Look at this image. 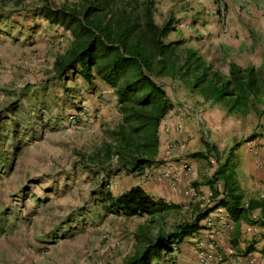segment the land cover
I'll return each instance as SVG.
<instances>
[{
  "label": "rangeland",
  "instance_id": "374dc122",
  "mask_svg": "<svg viewBox=\"0 0 264 264\" xmlns=\"http://www.w3.org/2000/svg\"><path fill=\"white\" fill-rule=\"evenodd\" d=\"M73 1L47 3L59 6ZM166 3L171 6L167 11L160 8ZM42 4L43 0H0V264H122L133 252L137 227L147 219L106 213L98 193L100 185L107 184L111 195L117 196L144 174L121 170L105 175L107 166L99 165L102 149L109 141L108 131L120 119L114 92L96 78L91 85L79 76L55 78L53 61L64 52L70 37L35 15L34 9ZM236 8L248 14L241 20L233 15L235 27L225 38L228 46H216L215 35ZM215 10L223 12L216 32L204 23ZM168 18L175 30L167 39L182 35L222 74L227 72V61L240 62L247 55L258 65L264 59V0H155V22ZM241 40L244 55L236 50ZM161 83L173 107L184 106L181 109L189 121L178 135L184 136V142L161 139L149 172L168 163L167 159L174 164L176 156L191 158L203 151L205 143L217 144L224 155L235 141L257 128L256 117L227 116L219 105L203 106L195 113L187 107L194 108L198 96L176 83ZM195 117L203 128L199 132ZM229 134L233 138L224 142ZM168 143L173 145L170 153ZM235 157L243 161L242 147L234 151ZM193 159L196 173L214 172L213 158L212 164ZM241 168L238 165L240 181L244 179ZM191 183L186 180L180 192L182 203L198 197ZM189 188L196 196H190ZM187 210L181 204L177 211L163 215L159 224L150 225L149 232L155 236L159 226L164 233L171 232L173 225L186 222ZM176 249L172 246V252Z\"/></svg>",
  "mask_w": 264,
  "mask_h": 264
},
{
  "label": "trees",
  "instance_id": "16d2710c",
  "mask_svg": "<svg viewBox=\"0 0 264 264\" xmlns=\"http://www.w3.org/2000/svg\"><path fill=\"white\" fill-rule=\"evenodd\" d=\"M34 11L70 37L64 52L53 61L55 78L60 81L79 76L87 85L96 78L114 92L120 119L108 131L109 141L99 161L100 166H107V177L121 170L142 174L155 163L158 128L173 108L162 88L164 80L182 86L209 103L208 107L221 106L227 116L253 113L258 119L255 132L235 141L224 155L210 143L204 144L202 152L191 155L213 158L216 165L204 182L211 206L198 207L191 221L173 225L169 233L160 226L155 236L149 230L175 209L172 205L153 200L139 186L112 196L107 184L100 185L98 194L106 213L147 219L137 227L133 252L122 264H171L170 258H163L172 252V246L202 229L200 222L216 209H222L235 223L258 211L254 223L264 228V195L244 202L230 167L236 149L264 135V59L258 65L245 66L230 61L226 74L220 73L182 35L167 39L175 30L173 20L155 22V0H75L59 6L43 0Z\"/></svg>",
  "mask_w": 264,
  "mask_h": 264
},
{
  "label": "crops",
  "instance_id": "0c3cea01",
  "mask_svg": "<svg viewBox=\"0 0 264 264\" xmlns=\"http://www.w3.org/2000/svg\"><path fill=\"white\" fill-rule=\"evenodd\" d=\"M179 4H181V2H177V5ZM160 8L167 11L171 8V6L170 4L166 3ZM177 9L180 10L181 8L178 7ZM238 10L239 9L236 8L232 10L231 14L229 13V16L226 15V21L223 30L220 29L217 25L214 16H211L214 14L209 13L211 18H207V21L204 23H209L214 32H216V29L219 28V34H216L214 38L216 39V46H220L222 44L228 46V44L225 42V38L227 36V31H230L231 28L235 27V23L232 19L233 15L241 20L245 15L248 14L244 13L245 11L243 10ZM204 14H207V12L205 11ZM236 46V50L239 51L241 55H244L245 44L243 40L239 41ZM250 61L251 60L248 59L246 55V57L242 61L232 62L238 66H245L248 64L253 65V63ZM213 68L218 70L215 64H213ZM225 69L227 71V66ZM207 104L209 103H204L201 98H199L198 101H195L196 106L194 108L190 106H188L187 108L194 109L196 113L200 110V107L208 106ZM181 107L184 106L181 105L178 107H173L172 110L161 121L158 128L159 146L161 143V139L166 140L167 138L176 140L178 143L184 142V136H178L179 133H176L173 130V127L176 123H180L182 125V128H184V124L189 121V117H187L188 113L184 114ZM243 118L255 120V116L253 113H249ZM196 119L197 121L195 123V128L197 129V132H199V130H202L203 128L199 125L198 121L200 120L198 118ZM185 126L186 128L189 127L187 125ZM163 131L164 134L162 133ZM231 135L229 134L230 138H225L224 142L228 141L229 139L231 140L233 138L231 137ZM214 146L217 148V144H214ZM240 147H242V153L244 156L243 161L242 159H240V162H237L235 157L234 159H232L230 167L232 169L231 173L234 175L238 189L243 197V201L246 202L248 199H258L264 195V172L262 170V166H264V135L262 134L256 139L242 144ZM196 158L198 157H195V159ZM174 160L187 164L193 170V172H191V174L189 175L182 173L180 175L178 183L174 188L168 186L167 179H158V172H169L173 169L174 164H171L168 159V163L156 169H153L151 172L148 171L149 168L145 169L142 173L144 175L140 177H143L142 180L138 181V183L133 186H139L153 200H159L166 205H172L175 208L172 211H177L181 207V204H183L184 206L186 205V207H188V217L186 222H189L192 220L198 207L208 208L209 206H211V204L206 203V200H208L210 193L207 185L204 184V182L208 179V176H211L212 172L202 173V171H199L198 173H196V170L193 167L195 166V164L192 157L190 158L186 157L185 155H180L176 156ZM204 161L212 164L210 161V157L204 159ZM238 165L242 166L241 171L244 176V179L242 181L239 180V175L237 174ZM197 176L198 179L197 181H195ZM186 180H190L192 182L198 197L192 202L182 203V200H180V192L184 188ZM195 183L197 185H195ZM160 194L162 195V197L160 196ZM258 215V211H253L250 213V215H247L244 219L235 223L226 216L225 212L222 209H216L208 214V217H211L213 219L216 232V235L213 237L215 246L211 248V252L215 256V261L213 262V264H260L257 261V257H261L264 255V228L254 223L257 220ZM223 223L226 224V228H224ZM200 226H202V229L183 239L176 246L177 249L174 252L166 255L167 258H170L171 264H198L195 256L196 243H198L199 241H202L205 245L208 243L206 240H204L205 226L203 220L200 222Z\"/></svg>",
  "mask_w": 264,
  "mask_h": 264
},
{
  "label": "built area",
  "instance_id": "2783aa9c",
  "mask_svg": "<svg viewBox=\"0 0 264 264\" xmlns=\"http://www.w3.org/2000/svg\"><path fill=\"white\" fill-rule=\"evenodd\" d=\"M85 112V108L83 107V111H81V114ZM73 119V117H71ZM173 130L176 133H179L182 130V125L180 123H176L173 127ZM173 149L172 143L167 144V150L170 153ZM262 170L264 172V166H262ZM182 173H185L186 175L191 174L190 168L182 162H175L173 169L171 171H160L158 172V179L168 180V186L171 188H174L175 185L178 183L180 179V175ZM188 192L190 193V196H196V192L193 188H189ZM207 204H210L208 200H206ZM204 240H206L208 243L205 245L202 241H199L196 243V260L198 264H213L215 261V256L211 252V248L215 246L214 236L216 235L215 232V225L213 222V219L211 217H206L204 220ZM224 224V223H223ZM224 228H226V224H224ZM257 261L260 264H264V257H257Z\"/></svg>",
  "mask_w": 264,
  "mask_h": 264
},
{
  "label": "clouds",
  "instance_id": "9594fccd",
  "mask_svg": "<svg viewBox=\"0 0 264 264\" xmlns=\"http://www.w3.org/2000/svg\"><path fill=\"white\" fill-rule=\"evenodd\" d=\"M197 3H201V2H203V0H195ZM214 16H215V20H216V23H217V25L219 24V23H221L222 22V18H221V16H223V12H222V10H215L214 11ZM203 134H204V132H203ZM204 136H205V134H204Z\"/></svg>",
  "mask_w": 264,
  "mask_h": 264
}]
</instances>
